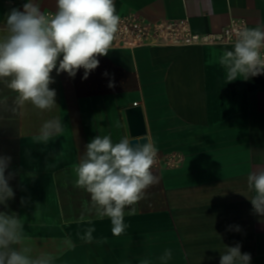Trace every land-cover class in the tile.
Segmentation results:
<instances>
[{"label": "crops", "instance_id": "1", "mask_svg": "<svg viewBox=\"0 0 264 264\" xmlns=\"http://www.w3.org/2000/svg\"><path fill=\"white\" fill-rule=\"evenodd\" d=\"M27 0H0V34L11 9ZM55 12L56 0H33ZM117 14L137 12L152 21L186 20L196 34L219 33L230 22L264 25V0H114ZM231 44L114 48L98 57L86 80L53 71L57 107L30 104L13 112L15 93L0 84V155L15 197L0 211L15 212L37 252H55L65 237L74 247L55 264H219L226 246L241 245L250 264H264V217L253 210L247 176L264 170V74L228 82L220 63ZM107 73V75H105ZM114 86L109 87V83ZM142 108L146 136L158 150V183L125 210L124 233L90 209V195L75 187L73 168L97 136L118 142L128 135L124 111ZM59 118L63 132L47 145L34 143L42 124ZM178 162L167 165L163 159ZM35 170L31 179L27 173ZM7 175V173H6ZM24 198V203L21 199ZM237 227L239 231H237ZM94 229L91 242L87 230Z\"/></svg>", "mask_w": 264, "mask_h": 264}, {"label": "clouds", "instance_id": "2", "mask_svg": "<svg viewBox=\"0 0 264 264\" xmlns=\"http://www.w3.org/2000/svg\"><path fill=\"white\" fill-rule=\"evenodd\" d=\"M23 10L13 8L6 15V27L0 34V84L15 93L13 112L30 104L40 111L57 107L53 71L67 73L74 78L84 70L82 79L99 66L98 57L107 56L113 49L121 17L114 0H56L55 12L45 13L27 0ZM228 39L231 49L225 50L220 63L226 69L228 82L243 77L264 74V25L233 27ZM107 75V73H105ZM114 85L110 82L109 87ZM7 98L0 99L6 104ZM59 118L45 121L34 143L47 145L63 132ZM124 136L113 142L110 135L95 136L73 168L75 187L90 195V209L111 222L115 236L124 233L125 210L128 215L136 212L134 205L143 199L145 191L158 183L152 168L158 150L149 140ZM135 141V143H133ZM12 158L0 155V205L8 207L15 193L9 181L16 175L8 171ZM7 173V175H6ZM35 179L36 172L27 173ZM244 195L256 214L264 217V170L247 176ZM24 198L21 199L23 204ZM24 222L15 212L0 211V264H55L64 251L72 249L73 241L65 237L55 252H37L24 235ZM239 231V228L236 229ZM94 229L87 230L86 242H91ZM171 250L160 256V264L171 259ZM251 255L241 252V245L226 246L220 252L219 264H250ZM143 264H150L145 260Z\"/></svg>", "mask_w": 264, "mask_h": 264}, {"label": "built area", "instance_id": "3", "mask_svg": "<svg viewBox=\"0 0 264 264\" xmlns=\"http://www.w3.org/2000/svg\"><path fill=\"white\" fill-rule=\"evenodd\" d=\"M49 13V12H48ZM121 17L114 48L134 50L144 46H174L194 44H231L228 39L233 27L246 25L244 21H232L216 34H196L192 32L186 20L152 21L138 14L128 12ZM180 159H163V163L172 165Z\"/></svg>", "mask_w": 264, "mask_h": 264}, {"label": "water", "instance_id": "4", "mask_svg": "<svg viewBox=\"0 0 264 264\" xmlns=\"http://www.w3.org/2000/svg\"><path fill=\"white\" fill-rule=\"evenodd\" d=\"M125 120L127 124L128 135L132 138L142 139L141 143H146L148 140L146 136V127L142 108L140 106H133L126 108L124 111ZM135 143V141H133Z\"/></svg>", "mask_w": 264, "mask_h": 264}]
</instances>
